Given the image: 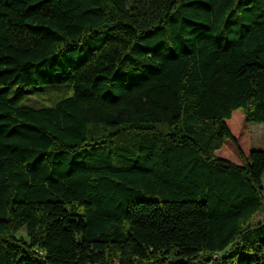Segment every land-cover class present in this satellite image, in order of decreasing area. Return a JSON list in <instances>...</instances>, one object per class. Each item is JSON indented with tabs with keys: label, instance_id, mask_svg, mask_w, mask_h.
<instances>
[{
	"label": "trees",
	"instance_id": "1",
	"mask_svg": "<svg viewBox=\"0 0 264 264\" xmlns=\"http://www.w3.org/2000/svg\"><path fill=\"white\" fill-rule=\"evenodd\" d=\"M234 110L264 122V0H0V264H264Z\"/></svg>",
	"mask_w": 264,
	"mask_h": 264
},
{
	"label": "rangeland",
	"instance_id": "2",
	"mask_svg": "<svg viewBox=\"0 0 264 264\" xmlns=\"http://www.w3.org/2000/svg\"><path fill=\"white\" fill-rule=\"evenodd\" d=\"M33 93L25 94L19 98V102L22 104L31 105L33 107L40 106H50L55 101L66 97L71 94V87L68 84L60 85H44V86H32ZM232 120L230 124V130L232 134L236 137V143L242 150L244 154L247 153L249 149H263L264 148V122H248L246 120L242 121L243 115L240 110H234L231 113ZM228 124V127H229ZM225 144L221 146L218 150L215 151V155L218 157L226 158L227 155L232 157L233 161L240 163L239 158L236 156L235 149L232 145V142L226 140L223 142ZM218 151V152H217ZM231 159V158H226ZM261 184L263 187V196H264V170L261 175ZM16 236L22 237L24 240H27L23 231L16 232ZM236 259H233L232 264H236ZM221 263V260H219Z\"/></svg>",
	"mask_w": 264,
	"mask_h": 264
},
{
	"label": "built area",
	"instance_id": "3",
	"mask_svg": "<svg viewBox=\"0 0 264 264\" xmlns=\"http://www.w3.org/2000/svg\"><path fill=\"white\" fill-rule=\"evenodd\" d=\"M214 257V256H213Z\"/></svg>",
	"mask_w": 264,
	"mask_h": 264
}]
</instances>
